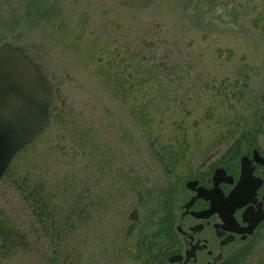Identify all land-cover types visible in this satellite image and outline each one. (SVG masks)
Instances as JSON below:
<instances>
[{
    "label": "rangeland",
    "instance_id": "374dc122",
    "mask_svg": "<svg viewBox=\"0 0 264 264\" xmlns=\"http://www.w3.org/2000/svg\"><path fill=\"white\" fill-rule=\"evenodd\" d=\"M3 42L59 99L0 179V264H140L188 169L264 141V0H0Z\"/></svg>",
    "mask_w": 264,
    "mask_h": 264
},
{
    "label": "flooded vegetation",
    "instance_id": "af4514ba",
    "mask_svg": "<svg viewBox=\"0 0 264 264\" xmlns=\"http://www.w3.org/2000/svg\"><path fill=\"white\" fill-rule=\"evenodd\" d=\"M212 153L172 186L155 239H142L140 264H250L264 242V141ZM245 157L248 182L235 189ZM250 169V173H249ZM230 194H233L231 198Z\"/></svg>",
    "mask_w": 264,
    "mask_h": 264
},
{
    "label": "water",
    "instance_id": "95a60500",
    "mask_svg": "<svg viewBox=\"0 0 264 264\" xmlns=\"http://www.w3.org/2000/svg\"><path fill=\"white\" fill-rule=\"evenodd\" d=\"M58 99L55 87L22 51L0 43V179L12 157L46 125ZM241 161L235 189L248 182L245 157Z\"/></svg>",
    "mask_w": 264,
    "mask_h": 264
},
{
    "label": "trees",
    "instance_id": "16d2710c",
    "mask_svg": "<svg viewBox=\"0 0 264 264\" xmlns=\"http://www.w3.org/2000/svg\"><path fill=\"white\" fill-rule=\"evenodd\" d=\"M152 236H155V233H154V235L152 234Z\"/></svg>",
    "mask_w": 264,
    "mask_h": 264
}]
</instances>
